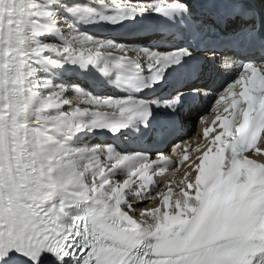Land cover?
<instances>
[{"label": "snow or ice", "instance_id": "1", "mask_svg": "<svg viewBox=\"0 0 264 264\" xmlns=\"http://www.w3.org/2000/svg\"><path fill=\"white\" fill-rule=\"evenodd\" d=\"M0 264H264V0H0Z\"/></svg>", "mask_w": 264, "mask_h": 264}, {"label": "bare ground", "instance_id": "2", "mask_svg": "<svg viewBox=\"0 0 264 264\" xmlns=\"http://www.w3.org/2000/svg\"><path fill=\"white\" fill-rule=\"evenodd\" d=\"M195 123V120L193 119L187 126V128L185 129L186 132L190 133V131L192 130L191 129V126L192 124ZM188 137L186 136L185 139H187Z\"/></svg>", "mask_w": 264, "mask_h": 264}, {"label": "rangeland", "instance_id": "3", "mask_svg": "<svg viewBox=\"0 0 264 264\" xmlns=\"http://www.w3.org/2000/svg\"><path fill=\"white\" fill-rule=\"evenodd\" d=\"M194 125H195V124L193 123L192 126H191V129H193Z\"/></svg>", "mask_w": 264, "mask_h": 264}]
</instances>
